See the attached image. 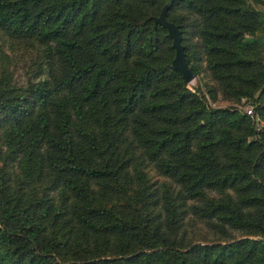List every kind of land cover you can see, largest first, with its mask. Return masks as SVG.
I'll use <instances>...</instances> for the list:
<instances>
[{
    "label": "trees",
    "instance_id": "trees-1",
    "mask_svg": "<svg viewBox=\"0 0 264 264\" xmlns=\"http://www.w3.org/2000/svg\"><path fill=\"white\" fill-rule=\"evenodd\" d=\"M165 3L191 69L254 115L184 83ZM259 4L0 0L39 52L22 83L0 69V264H264Z\"/></svg>",
    "mask_w": 264,
    "mask_h": 264
},
{
    "label": "rangeland",
    "instance_id": "rangeland-1",
    "mask_svg": "<svg viewBox=\"0 0 264 264\" xmlns=\"http://www.w3.org/2000/svg\"><path fill=\"white\" fill-rule=\"evenodd\" d=\"M257 6L264 10V4H259ZM194 39L196 38L194 37ZM260 52L261 55L264 56V43H262L260 47ZM38 59L39 52L36 48L13 44L10 42L8 36L0 31V69L3 66H6V69L11 71L13 79H15L17 82L22 83L26 80L34 67V63L38 61ZM205 65V61L201 60L198 73H196L195 77L186 84L188 87L200 88V90L205 94L211 107L236 106L245 111L248 108H253L250 100H247L246 98H242L240 102H235L234 100L223 97L217 83L211 78ZM209 86L217 89L215 99L210 97L209 93L207 92V88ZM251 115H254V111L251 113ZM256 123L257 126L261 125V120L258 117L256 118ZM149 175L152 179H162L159 175L154 173L153 170L149 172ZM193 217L195 218L194 220L197 227L204 231L205 228L203 221L199 220V217L196 214H193Z\"/></svg>",
    "mask_w": 264,
    "mask_h": 264
},
{
    "label": "water",
    "instance_id": "water-1",
    "mask_svg": "<svg viewBox=\"0 0 264 264\" xmlns=\"http://www.w3.org/2000/svg\"><path fill=\"white\" fill-rule=\"evenodd\" d=\"M170 3L163 4L160 12L153 16L154 26L160 24L167 29V34L171 38L172 47L175 50L171 64L183 76L184 83L187 84L195 77V72L188 65L186 60V52L182 43V34L179 26L167 18V10Z\"/></svg>",
    "mask_w": 264,
    "mask_h": 264
},
{
    "label": "built area",
    "instance_id": "built-area-1",
    "mask_svg": "<svg viewBox=\"0 0 264 264\" xmlns=\"http://www.w3.org/2000/svg\"><path fill=\"white\" fill-rule=\"evenodd\" d=\"M246 112L251 114L253 112V109L252 108H248V109H246Z\"/></svg>",
    "mask_w": 264,
    "mask_h": 264
}]
</instances>
